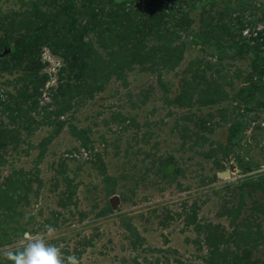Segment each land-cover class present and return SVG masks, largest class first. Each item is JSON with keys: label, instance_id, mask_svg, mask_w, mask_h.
Instances as JSON below:
<instances>
[{"label": "rangeland", "instance_id": "1", "mask_svg": "<svg viewBox=\"0 0 264 264\" xmlns=\"http://www.w3.org/2000/svg\"><path fill=\"white\" fill-rule=\"evenodd\" d=\"M27 233L264 264V0H0V264Z\"/></svg>", "mask_w": 264, "mask_h": 264}, {"label": "clouds", "instance_id": "2", "mask_svg": "<svg viewBox=\"0 0 264 264\" xmlns=\"http://www.w3.org/2000/svg\"><path fill=\"white\" fill-rule=\"evenodd\" d=\"M54 229L48 227V232ZM3 256L11 262V264H65L61 259L59 248L54 245L45 243L44 236H33L27 233L21 237L20 250L5 251ZM67 264H80L75 257H69Z\"/></svg>", "mask_w": 264, "mask_h": 264}, {"label": "water", "instance_id": "3", "mask_svg": "<svg viewBox=\"0 0 264 264\" xmlns=\"http://www.w3.org/2000/svg\"><path fill=\"white\" fill-rule=\"evenodd\" d=\"M220 176L221 177H227L228 174L227 173H224V174H221ZM109 204H110L111 208H113V209L117 208L118 198L116 196L110 198Z\"/></svg>", "mask_w": 264, "mask_h": 264}, {"label": "bare ground", "instance_id": "4", "mask_svg": "<svg viewBox=\"0 0 264 264\" xmlns=\"http://www.w3.org/2000/svg\"><path fill=\"white\" fill-rule=\"evenodd\" d=\"M117 206H118V204H117Z\"/></svg>", "mask_w": 264, "mask_h": 264}]
</instances>
